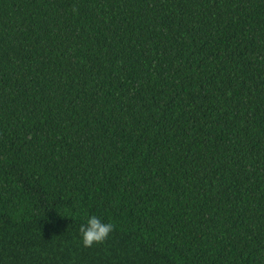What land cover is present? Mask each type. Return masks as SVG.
Segmentation results:
<instances>
[{"label":"trees","instance_id":"16d2710c","mask_svg":"<svg viewBox=\"0 0 264 264\" xmlns=\"http://www.w3.org/2000/svg\"><path fill=\"white\" fill-rule=\"evenodd\" d=\"M0 264H264V0H0Z\"/></svg>","mask_w":264,"mask_h":264},{"label":"clouds","instance_id":"9594fccd","mask_svg":"<svg viewBox=\"0 0 264 264\" xmlns=\"http://www.w3.org/2000/svg\"><path fill=\"white\" fill-rule=\"evenodd\" d=\"M113 228L114 226L111 222H105L96 215L87 216L78 228L82 246L91 247L94 244L102 243L109 237Z\"/></svg>","mask_w":264,"mask_h":264}]
</instances>
